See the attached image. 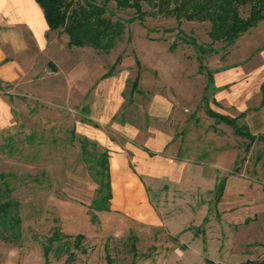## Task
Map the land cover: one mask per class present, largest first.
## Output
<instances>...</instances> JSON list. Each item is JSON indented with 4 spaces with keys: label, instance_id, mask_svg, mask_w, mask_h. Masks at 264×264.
<instances>
[{
    "label": "rangeland",
    "instance_id": "rangeland-1",
    "mask_svg": "<svg viewBox=\"0 0 264 264\" xmlns=\"http://www.w3.org/2000/svg\"><path fill=\"white\" fill-rule=\"evenodd\" d=\"M107 7L113 20L125 23L110 52L70 47L68 35L54 30L56 49L66 50H60L57 70L43 61L28 79L0 87L9 107L0 101V174L9 185L6 192L0 180V205L19 202L22 218L19 239L0 236V264H108V254L113 264H257L264 259V141L238 132L243 123L238 113L216 107L214 88H205L209 71L243 59L258 64V36L243 44L212 42L208 22L179 24L143 3L149 14L141 24L131 21L135 9L114 1ZM118 59L125 79L118 82L116 113L97 125L113 142L135 151H128L132 170L150 168L143 177L161 226L121 211L100 212L99 222H91L98 185L72 131L81 136L80 122L92 121L91 105L101 111L109 102L107 93L96 90L108 89L102 75ZM208 109L235 118L234 125ZM171 139L179 143L177 156L161 150ZM180 161L192 163L184 180ZM225 178L227 193L217 203ZM56 228L84 234L85 252L75 248L74 239L69 246L61 239L47 260L45 246ZM67 247L75 254L69 263Z\"/></svg>",
    "mask_w": 264,
    "mask_h": 264
},
{
    "label": "crops",
    "instance_id": "crops-1",
    "mask_svg": "<svg viewBox=\"0 0 264 264\" xmlns=\"http://www.w3.org/2000/svg\"><path fill=\"white\" fill-rule=\"evenodd\" d=\"M251 37L258 39L254 47L258 51V64L253 63L252 60L243 59L214 70L212 102L219 109L236 111L237 116L244 113L245 116L241 118L242 124H245L253 135H260L264 134V19L242 34L238 39L239 44H243L241 42H246ZM57 45L58 40L49 29L45 12L37 0H0V79L3 84L18 85L28 79L43 61L50 64L54 71L57 70L60 50L62 53L66 52L65 46L64 48L60 46L61 48L57 50ZM107 73L108 71L102 75V78L105 79L108 89L104 91L103 85H100L96 95L99 92L107 93L109 102L101 111L97 110L94 102L90 107L92 121H82L79 124L81 136L109 150L113 197L111 210L103 212L121 211L134 220L161 226L163 219L151 203L147 191L148 185L143 177L149 174L150 168L144 166L142 169L137 167L136 170H132L129 165L128 151L134 153L135 151L113 142L97 125L106 124V121L111 119L110 116L116 113L121 90L118 82L125 79V73L122 74L117 68L112 74L107 75ZM136 92H139V84ZM94 99L97 100L98 97ZM0 101H4L7 109L9 108L1 96ZM214 111L221 113L215 109ZM172 141V139L165 141L161 150L165 149L169 155L175 151L177 156L180 149L179 143H172ZM138 156L146 159L144 155L138 154ZM166 160L174 161L168 157ZM182 164L184 168L182 180H184L186 179L185 169H189L192 163L182 162ZM227 187L225 186L226 193Z\"/></svg>",
    "mask_w": 264,
    "mask_h": 264
},
{
    "label": "trees",
    "instance_id": "trees-1",
    "mask_svg": "<svg viewBox=\"0 0 264 264\" xmlns=\"http://www.w3.org/2000/svg\"><path fill=\"white\" fill-rule=\"evenodd\" d=\"M114 1L119 8L135 9L137 15L131 21L139 20L144 24L146 16L149 14L143 9V3L155 9V14L164 17L175 18L179 24L183 21L190 22H208L210 24L208 35L212 42H226L233 45L242 34L264 19V0H104L103 3H97L95 0H37L45 12L49 29L59 30L66 33L69 37L68 45L70 47L90 46L98 51L108 53L116 45L117 41L125 32V23L122 20H113L108 15V3ZM246 13V15H244ZM196 45V42L193 41ZM119 63V59L111 66L107 75L112 74ZM138 64V63H137ZM139 65V64H138ZM213 73L209 71L208 84L205 88L213 86ZM140 74L137 75L132 84V93L138 90ZM3 82L0 79V87ZM264 95V89H263ZM209 113L217 119L224 120L234 125L235 118L218 113L212 109H208ZM242 113L237 119L244 117ZM238 132L245 134L251 140H263L264 134L253 135L250 133L245 124L240 127ZM72 136L78 139L83 160L87 163L88 171L93 181L98 185L96 194L89 206V213L92 223L99 222L98 213L110 211L112 205L113 189L110 172L109 150L101 147L98 143L83 137L77 136L75 130ZM90 146L93 148L90 149ZM0 180L5 184L6 192L8 190V182L5 176L0 174ZM227 178H225L219 186V197L217 203L220 202ZM3 189L0 183V195ZM20 203L13 200H7L0 205V226L2 231L0 236L3 240L13 241L21 237L22 218L19 211ZM13 234L11 235V232ZM65 239L63 246L72 244L75 248H82V241L85 235L79 233L75 236L62 232L60 228H56L49 238V244L45 246V257L48 260L49 254L55 242ZM132 246L135 248L134 243ZM65 247H62L64 249ZM68 250V263L75 258V254ZM108 264H113L112 257L107 256ZM257 264H264V259Z\"/></svg>",
    "mask_w": 264,
    "mask_h": 264
}]
</instances>
